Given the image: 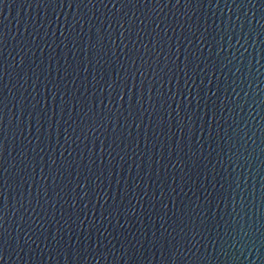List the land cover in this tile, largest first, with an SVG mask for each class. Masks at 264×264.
I'll return each mask as SVG.
<instances>
[{
  "label": "water",
  "instance_id": "water-1",
  "mask_svg": "<svg viewBox=\"0 0 264 264\" xmlns=\"http://www.w3.org/2000/svg\"><path fill=\"white\" fill-rule=\"evenodd\" d=\"M0 264H264V0H0Z\"/></svg>",
  "mask_w": 264,
  "mask_h": 264
}]
</instances>
